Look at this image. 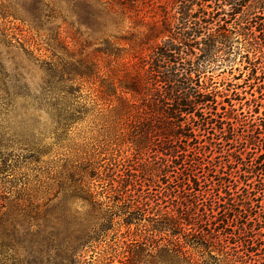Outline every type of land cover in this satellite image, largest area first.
Returning a JSON list of instances; mask_svg holds the SVG:
<instances>
[{
    "label": "rangeland",
    "instance_id": "1",
    "mask_svg": "<svg viewBox=\"0 0 264 264\" xmlns=\"http://www.w3.org/2000/svg\"><path fill=\"white\" fill-rule=\"evenodd\" d=\"M189 2L0 0V63L10 81L22 79L26 96L9 111L0 109V225L7 241L45 242L42 264H175L163 251L176 238L152 236L149 228L158 210L180 205L164 197L163 182L139 180L149 202L143 216L131 215L126 225L129 212L137 213L108 192V178H97L109 175L104 167L122 175L140 161L131 155L129 129L98 99L104 69L96 50L110 43L129 64L162 43H179L170 38L179 6ZM243 55L232 53L208 75L220 93L217 113L253 122L264 114V64L251 72ZM93 63L98 73L85 76ZM51 66L71 72L50 94ZM146 153L151 162V150ZM139 169L142 177L151 172Z\"/></svg>",
    "mask_w": 264,
    "mask_h": 264
},
{
    "label": "trees",
    "instance_id": "2",
    "mask_svg": "<svg viewBox=\"0 0 264 264\" xmlns=\"http://www.w3.org/2000/svg\"><path fill=\"white\" fill-rule=\"evenodd\" d=\"M178 14L170 39L179 43H162L147 59L124 63L107 42L96 50L105 70L98 99L129 129L131 155L140 161L122 175L104 167L109 175L97 178H108V192L137 213L129 212L126 225L131 215L143 216L149 202L139 180L163 182L167 201L180 204L169 212L158 210L149 223L152 236L176 238L163 251L166 261L264 264V114L246 122L231 111L217 113L220 93L208 75L239 51L251 72L264 64V0H190ZM98 70L97 63L89 64L84 75ZM46 72L45 89L51 94L71 70L51 66ZM22 83L10 81L0 63V109L7 112L16 98L26 97L20 93ZM148 150L151 162L145 157ZM141 166H150L145 177ZM4 235L0 225V264L45 261V242L7 241Z\"/></svg>",
    "mask_w": 264,
    "mask_h": 264
}]
</instances>
